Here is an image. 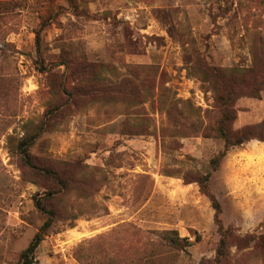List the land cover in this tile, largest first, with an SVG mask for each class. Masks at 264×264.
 <instances>
[{"label": "rangeland", "instance_id": "1", "mask_svg": "<svg viewBox=\"0 0 264 264\" xmlns=\"http://www.w3.org/2000/svg\"><path fill=\"white\" fill-rule=\"evenodd\" d=\"M227 104L264 121V0H0V264L48 218L37 264H264V142L211 165Z\"/></svg>", "mask_w": 264, "mask_h": 264}, {"label": "trees", "instance_id": "2", "mask_svg": "<svg viewBox=\"0 0 264 264\" xmlns=\"http://www.w3.org/2000/svg\"><path fill=\"white\" fill-rule=\"evenodd\" d=\"M256 93H257L256 95H259V91H256ZM228 94L230 95L231 93L229 92ZM230 111H231V108L228 106V104L222 106V112H224L227 119L226 120L223 119L219 122L218 131H219L220 137L224 140L225 144H224L223 150L211 161V165L215 167H218L221 160L226 156V154L232 147H241L253 140L264 142V136L259 135L260 132H262V130L264 129V121L263 123L255 127L245 126L241 130L235 131L233 130L232 125L237 120V117L234 116L232 119V122L229 123ZM255 131H257L256 134H255ZM209 178L210 176L207 175L203 179H200L197 182L200 185V189L202 193L205 194V196H207L211 200L213 208L215 209V212H216V216H215L216 222L217 224H219V230L222 232L223 227L219 223L221 205L209 189V186H208ZM37 205L40 210H43V207L41 206L39 202ZM51 225H52V218H48L47 221L43 224V226L38 230V232L36 233L34 239L31 241L29 246L21 253L20 264H37V260L35 256L36 251L40 243L43 241V237L45 236V234L47 233ZM171 234H173V232L166 233V235H171ZM225 234L226 232L222 234V240H221V245H220L221 250L219 249L217 251V260L219 261L222 260V257H223L222 248L224 247V235ZM168 239H169L170 244L177 246V247H180L181 241H183L180 238H177V239L168 238Z\"/></svg>", "mask_w": 264, "mask_h": 264}]
</instances>
